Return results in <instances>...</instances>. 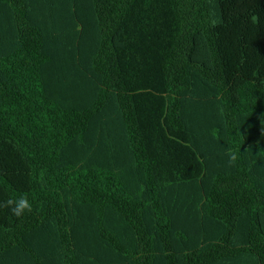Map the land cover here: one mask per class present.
Wrapping results in <instances>:
<instances>
[{
    "label": "trees",
    "instance_id": "16d2710c",
    "mask_svg": "<svg viewBox=\"0 0 264 264\" xmlns=\"http://www.w3.org/2000/svg\"><path fill=\"white\" fill-rule=\"evenodd\" d=\"M0 264H264V0H0Z\"/></svg>",
    "mask_w": 264,
    "mask_h": 264
},
{
    "label": "clouds",
    "instance_id": "9594fccd",
    "mask_svg": "<svg viewBox=\"0 0 264 264\" xmlns=\"http://www.w3.org/2000/svg\"><path fill=\"white\" fill-rule=\"evenodd\" d=\"M0 207L8 208L16 217H22L26 212L33 210V205L29 201L27 195H20L18 198H9L0 204Z\"/></svg>",
    "mask_w": 264,
    "mask_h": 264
}]
</instances>
